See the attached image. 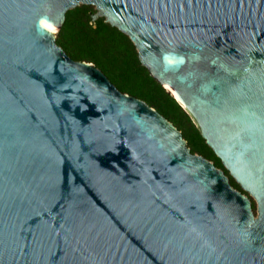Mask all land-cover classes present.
I'll use <instances>...</instances> for the list:
<instances>
[{
  "label": "water",
  "instance_id": "water-1",
  "mask_svg": "<svg viewBox=\"0 0 264 264\" xmlns=\"http://www.w3.org/2000/svg\"><path fill=\"white\" fill-rule=\"evenodd\" d=\"M79 4L128 35L255 213L41 28ZM0 264H264V0H0Z\"/></svg>",
  "mask_w": 264,
  "mask_h": 264
},
{
  "label": "trees",
  "instance_id": "trees-1",
  "mask_svg": "<svg viewBox=\"0 0 264 264\" xmlns=\"http://www.w3.org/2000/svg\"><path fill=\"white\" fill-rule=\"evenodd\" d=\"M55 42L72 59L92 62L121 92L155 108L181 131L192 153L223 167L191 117L141 64L128 35L107 21L94 5L79 4L68 9L55 33ZM231 183L239 187L233 179Z\"/></svg>",
  "mask_w": 264,
  "mask_h": 264
},
{
  "label": "flooded vegetation",
  "instance_id": "flooded-vegetation-1",
  "mask_svg": "<svg viewBox=\"0 0 264 264\" xmlns=\"http://www.w3.org/2000/svg\"><path fill=\"white\" fill-rule=\"evenodd\" d=\"M155 79V78H154ZM156 80V79H155ZM157 81V80H156ZM173 97H174V99L177 101V103L186 111V113L191 117V119H192V121L195 123V125H196V127L198 128V130H199V127H198V125H197V123L195 122V120H194V118H193V116L190 114V112L184 107V105L176 98V96L174 95V93H173V91L172 90H170L169 88H167L166 86L164 87ZM200 132V131H199ZM205 140V139H204ZM205 143H206V141H205ZM207 144V143H206ZM208 145V144H207ZM209 146V145H208ZM210 147V146H209ZM213 151V150H212ZM214 155H215V153H214ZM216 156V155H215ZM217 157V156H216ZM218 158V157H217ZM219 159V158H218ZM219 161L221 162V160L219 159ZM213 162V161H212ZM213 164L215 165V163L213 162ZM221 164H222V162H221ZM216 166V165H215ZM222 166L223 167H218V166H216L217 168H219V169H221L226 175H227V177H228V180H229V183H230V185L232 186V187H234L235 189H237L238 191H240L241 193H243V194H245V195H247L249 198H250V200H251V206H252V204L254 203L255 204V209L253 210V212L255 213L256 212V203H255V200L251 197V195L249 194V192L248 191H246V190H244L235 180H234V178L229 174V171L224 167V165L222 164ZM231 179H233L234 181H235V183L239 186V187H236V186H234L232 183H231Z\"/></svg>",
  "mask_w": 264,
  "mask_h": 264
},
{
  "label": "bare ground",
  "instance_id": "bare-ground-1",
  "mask_svg": "<svg viewBox=\"0 0 264 264\" xmlns=\"http://www.w3.org/2000/svg\"><path fill=\"white\" fill-rule=\"evenodd\" d=\"M40 26H41V28H43L44 30H46V31H50V32H52V33H55V32L57 31V29L54 31V30H52V29H50V28H48V27H46V26H44V25H42V24H40Z\"/></svg>",
  "mask_w": 264,
  "mask_h": 264
},
{
  "label": "rangeland",
  "instance_id": "rangeland-1",
  "mask_svg": "<svg viewBox=\"0 0 264 264\" xmlns=\"http://www.w3.org/2000/svg\"><path fill=\"white\" fill-rule=\"evenodd\" d=\"M56 32H57V31H56ZM56 32H55V33H56Z\"/></svg>",
  "mask_w": 264,
  "mask_h": 264
}]
</instances>
